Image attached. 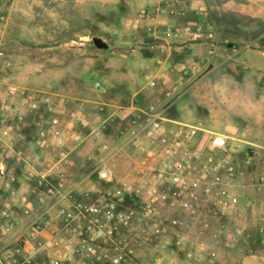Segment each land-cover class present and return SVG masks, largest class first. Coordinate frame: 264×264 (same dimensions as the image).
Masks as SVG:
<instances>
[{
	"label": "built area",
	"instance_id": "2783aa9c",
	"mask_svg": "<svg viewBox=\"0 0 264 264\" xmlns=\"http://www.w3.org/2000/svg\"><path fill=\"white\" fill-rule=\"evenodd\" d=\"M197 15L201 23L172 29L171 35L214 41L205 8ZM174 69L179 77L162 101L117 106L110 113L105 104L98 107L104 119L93 134L100 140L80 175L67 171L64 158L32 159V170L19 188H8L0 208V264H143L138 249L158 242L168 249L167 264L202 255L209 264H224L221 236L228 247L248 239L241 222L250 202H241L220 180L223 169L234 171L235 164L218 158L230 138L169 116L189 72L183 62ZM159 81L152 75L145 88L154 90ZM27 113L37 130L36 148L61 141L67 126L57 98L15 87L0 75V142L12 133L8 118L22 120ZM115 119L119 141L112 143L101 131ZM121 158L125 166L118 169ZM36 167H42L39 174ZM259 234L264 251V224Z\"/></svg>",
	"mask_w": 264,
	"mask_h": 264
},
{
	"label": "rangeland",
	"instance_id": "374dc122",
	"mask_svg": "<svg viewBox=\"0 0 264 264\" xmlns=\"http://www.w3.org/2000/svg\"><path fill=\"white\" fill-rule=\"evenodd\" d=\"M204 1L206 16L217 19L214 23L223 47L244 38L246 33L256 35L264 31L260 23L240 16L244 12L225 7L228 0ZM139 7L131 6L127 0H0V75L15 87L57 98L64 115L72 111V97L95 98L94 83L101 84L103 79L111 80L113 85L108 90L109 100L118 105L128 104L132 94L120 83L124 78L118 72L121 68L114 62L113 66L106 65L108 60L98 56L100 50L94 47L92 38L100 37L112 48L109 54L112 59H116L123 46L129 51L139 47V35L137 39L135 35L149 27L137 19ZM216 65L210 61L208 67L185 85L178 105L169 110V116L230 138L227 150L220 152L218 158L235 164L234 171L229 175L223 169L220 180L241 202H250L249 207L242 208L250 225L256 219L259 222L264 211V70L261 76L245 70L242 63L214 69ZM86 73H89L87 79ZM214 83L221 84L213 89ZM124 159L115 162L118 169L125 166ZM232 229L230 224L229 230ZM252 230L247 231L248 238L257 244L259 226ZM220 241L227 243L223 235ZM244 241L237 239L236 246ZM237 252L243 255V250ZM167 255L168 249L159 242L154 247L142 245L137 251V258L143 264L153 258L156 264H167ZM253 256L259 260V253ZM204 257L200 256L201 263L206 261Z\"/></svg>",
	"mask_w": 264,
	"mask_h": 264
},
{
	"label": "crops",
	"instance_id": "0c3cea01",
	"mask_svg": "<svg viewBox=\"0 0 264 264\" xmlns=\"http://www.w3.org/2000/svg\"><path fill=\"white\" fill-rule=\"evenodd\" d=\"M127 1L131 6H140L137 10V14L139 13L137 19L143 25L149 26L147 31L144 30L135 35V39L139 35L141 45L131 51L123 46L122 49H124L118 53L116 59H112L109 55L113 52L112 48L100 50L98 56L103 61L108 60L107 66H113L111 63L114 62L121 68H118V72H121L124 78H121L122 82L120 83L124 84L132 94L129 103L118 105L109 100L108 90L113 87L111 80L103 79L104 82L102 80L101 84L95 82L96 97L83 99L72 97V111L68 110L63 116L67 130L63 132L60 142L45 149L36 148L34 145L37 130L34 127L33 115L31 113L24 114L22 120L11 115L8 119L11 121L12 133L2 138L0 142V168L3 169L4 174L3 177L0 176L1 205L4 206L6 202L8 188H19L20 184L24 182L26 174L32 170L31 166L34 165L31 161L36 156L44 155L50 160L64 158L68 161L67 171L73 176L80 175L90 164L89 156L94 143L100 140V138L94 139L93 134L97 130V124L104 119L103 114H99L98 107L105 104V113H110L112 108L117 106L126 107L131 104L138 106L141 103H143L141 106H144L148 103L162 101L163 92L171 85L173 86L179 77L174 69L177 62H183L189 69L188 74L184 77L186 84L197 73L208 67L210 61L216 62L217 65L214 69L224 64L233 67L242 63L248 72L263 75L264 31H260L256 35L252 32L246 33L244 38L228 42L223 47L216 31L217 19H210L206 16L214 34V41L203 38L193 40L189 36L176 39L171 35L172 29H180L186 25L193 27L192 25L201 23L203 18L198 17L197 11L202 8L207 9L204 0ZM232 1H226L224 6L244 12L245 14L240 16L255 24L260 23L262 25L260 27L264 28V0H246L245 3H233ZM86 74L87 79L89 73ZM152 75H155L160 81L157 88L148 90L145 88V82ZM128 78L129 81H124ZM84 82L87 83V80L84 79ZM226 83L224 85L229 86L231 82ZM219 84L221 83L212 84V88L215 89ZM134 87H139V89L132 91ZM202 99L204 100V96ZM178 103L179 100L173 106ZM209 107L214 112V108L210 105ZM117 125V119L109 121L107 129L101 131L106 133L107 139L112 143L119 141L116 136ZM36 170L39 174L42 167H36ZM242 223L247 231L252 232V229L255 230L257 226L264 224V211L261 212L259 222L256 219L255 223L250 222L249 225L246 217ZM18 243H20V239L17 240ZM218 245L220 247L219 258L224 260V264H250L252 261H257L253 258L256 253H259V260L255 264H264V251L260 241L255 244L254 240L248 238L244 243L237 245L241 246V249H238L237 246L228 247L227 244L224 245V241H220ZM242 250L243 255H239L237 251ZM201 262L202 259L199 256L194 260H186L183 257H179L177 260V264H209L207 261Z\"/></svg>",
	"mask_w": 264,
	"mask_h": 264
},
{
	"label": "water",
	"instance_id": "95a60500",
	"mask_svg": "<svg viewBox=\"0 0 264 264\" xmlns=\"http://www.w3.org/2000/svg\"><path fill=\"white\" fill-rule=\"evenodd\" d=\"M92 44L94 47H96L99 50H108L109 46L108 44L102 40L100 37H93L92 38Z\"/></svg>",
	"mask_w": 264,
	"mask_h": 264
}]
</instances>
